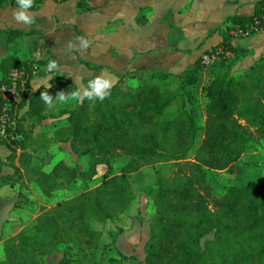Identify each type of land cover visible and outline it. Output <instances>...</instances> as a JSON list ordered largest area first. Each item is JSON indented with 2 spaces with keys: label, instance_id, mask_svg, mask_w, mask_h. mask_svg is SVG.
<instances>
[{
  "label": "trees",
  "instance_id": "1",
  "mask_svg": "<svg viewBox=\"0 0 264 264\" xmlns=\"http://www.w3.org/2000/svg\"><path fill=\"white\" fill-rule=\"evenodd\" d=\"M15 1L0 0V9L17 5ZM42 2L35 0L30 10ZM76 7L78 12L92 11L86 0H78ZM263 11L264 0H259L252 15L228 17L216 29L222 43L205 53L221 48L235 56L230 33L237 27L249 28L255 20L264 27ZM0 33L9 43L22 36L11 29ZM48 62L16 53L0 61V85L9 81L12 69L24 72L20 101L16 109L6 112L14 124L0 133V148L9 151L5 159L0 156V189L20 188L17 184L25 174V186L37 189L50 206L41 207L28 227L2 242L0 264H45L56 253L62 254L57 264H100L97 260L106 256L110 246L101 242L99 229L130 209L134 200L130 177L159 164H171L173 170L170 176L157 180L150 193L154 216L143 264H264V183L230 185L218 196L209 181L210 171L239 176L247 146L264 141V57L237 78L231 75L230 61L211 64L213 78L202 89L205 121L201 128L196 127L190 109V88L201 81L209 66L198 60L182 73L180 92L167 90L165 76L160 82L137 83L131 72L117 75L109 98L95 103L85 100L74 109L61 110L65 125L51 138L36 141L33 130L47 118L41 92H48L54 101L58 92L68 90L67 84L60 83L32 92L31 81ZM82 64L90 70L102 69ZM3 104L0 99V116ZM40 143L68 146L89 165L82 171L59 161L48 173L37 169L32 161L37 149L43 148ZM118 156L127 161L119 174H109L111 161ZM4 163L11 173L1 171ZM99 165L106 172L98 186L68 200L48 201L58 187L92 182ZM92 220L99 222V229L92 228ZM111 241L113 244L114 237ZM121 257L125 258L119 255L108 260L115 263Z\"/></svg>",
  "mask_w": 264,
  "mask_h": 264
},
{
  "label": "crops",
  "instance_id": "2",
  "mask_svg": "<svg viewBox=\"0 0 264 264\" xmlns=\"http://www.w3.org/2000/svg\"><path fill=\"white\" fill-rule=\"evenodd\" d=\"M257 1L86 0L92 11L78 12V0L64 3L43 0L40 7L30 10L35 13L36 19L28 26L17 25L13 19L12 13L18 7L15 4L0 9V30H16L22 36L9 43L7 36L0 33V61L10 53H16L21 58L55 60L58 70L49 71V62L43 66L31 81L32 92L63 83L68 86L67 93H71L101 73L109 76L115 85L117 75L128 72L134 75L137 83H147L152 79L160 82L165 76V82L169 83L167 90L180 92L182 73L192 68L206 50L222 43L220 31L216 29L222 27L228 17L252 15ZM78 36L89 39L91 47L86 52H67L69 40L75 42ZM233 44L237 53L231 60L230 71L237 78L264 57V33L249 38L238 37ZM82 63L102 69L90 70ZM0 74L1 78V71ZM212 78V69L207 67L201 81L190 88L193 101L197 100L202 107V119L198 124L194 109L197 102L190 107L198 128L203 127L205 121L202 89ZM78 103L74 101L71 108L63 106L59 112L74 109ZM47 111L48 108L46 117ZM53 166L43 171L48 173ZM3 189L13 192L11 188H1L0 199ZM40 206L50 208L49 205L31 203L19 212L6 210L0 205L1 258L2 242L28 227L39 215ZM61 257V253L53 254L45 264H57Z\"/></svg>",
  "mask_w": 264,
  "mask_h": 264
},
{
  "label": "rangeland",
  "instance_id": "3",
  "mask_svg": "<svg viewBox=\"0 0 264 264\" xmlns=\"http://www.w3.org/2000/svg\"><path fill=\"white\" fill-rule=\"evenodd\" d=\"M211 67L212 66L210 65L208 69H212ZM192 99L193 98H191L190 102L192 105L197 102L194 109L198 124L200 119H202V107L197 100L192 102ZM63 106L71 108L74 106V101H55L53 107L51 109L48 108L47 120L37 130H33V132L36 130V133L34 132L36 141H40L43 138L47 139V137L51 138L53 135L52 133L58 129L60 125L65 123V116L61 115L59 112V108ZM21 115L22 112H20L19 117H21ZM40 144L43 145V148L37 149V151H39L36 154H33L34 161H32V165L37 169H50L54 163L56 164V162L59 161H63L68 166L76 167L82 171L86 170L89 165L87 159L72 154L69 151L68 146ZM8 154L9 151L2 147L0 150V156L2 159H5ZM126 161L127 158L124 156H118L113 159L111 161V170L109 171V174H119ZM7 163H4L5 166L1 170L4 174L8 173V171L9 173L12 172L11 168L6 167ZM240 163L242 165V173L239 174V176L228 175L224 171L209 172V181L214 192L218 196H221L225 189L230 187V185L246 187L264 183V141L250 143L247 146ZM15 165L19 167L17 159ZM172 170L173 166L171 164L151 165L142 168L138 173H135L130 177L134 195V200L130 209L125 214L115 218V220L103 224L101 229H99V222L92 220V228L101 231V242L110 246V250L107 251L106 256L101 260H97L100 264L144 263L143 261L150 237V225L154 216V206L150 193L154 190L157 180L170 176ZM105 172V167L99 165L97 167L96 176L92 182L82 184L80 181H75L70 185L58 187L54 193L55 197L48 201L68 200L85 190L93 189L99 185ZM25 184H27V175L24 174L17 184L20 185V188H16L13 192H10L8 189H3L1 191L0 205H3L2 208L22 212V209L31 203H39L47 206V203L43 202L44 199L41 193L37 192V189L34 191L31 186H25ZM26 196H29L32 199V202H30ZM8 200H10V204H8ZM112 237L116 240L113 244H111ZM118 254L126 256L123 259L122 257L117 259L115 263L109 262L108 259L119 257ZM1 256L2 254L0 252V263L3 261Z\"/></svg>",
  "mask_w": 264,
  "mask_h": 264
},
{
  "label": "clouds",
  "instance_id": "4",
  "mask_svg": "<svg viewBox=\"0 0 264 264\" xmlns=\"http://www.w3.org/2000/svg\"><path fill=\"white\" fill-rule=\"evenodd\" d=\"M17 9L13 11L12 16L17 25L28 26L35 22V13L31 12L35 0H16ZM91 47V41L84 36L75 37V42L69 40L66 45V51L72 52L78 50L80 52H86ZM49 71L58 70L57 62L51 60L48 65ZM48 87L50 85L48 84ZM113 87L112 79L105 73H101L98 76L90 79L86 85L79 86L75 91L71 93L58 92L55 96L56 101L66 102L68 100H74L83 102L85 100L90 102H103L111 95V89ZM40 98L44 101L46 106L51 109L53 107V97L48 92H41Z\"/></svg>",
  "mask_w": 264,
  "mask_h": 264
},
{
  "label": "built area",
  "instance_id": "5",
  "mask_svg": "<svg viewBox=\"0 0 264 264\" xmlns=\"http://www.w3.org/2000/svg\"><path fill=\"white\" fill-rule=\"evenodd\" d=\"M261 20H264V11L261 16ZM259 20H255L253 24L247 28L237 27L230 33L232 40L230 45L233 47L234 39L238 37L249 38L257 33H264V27H260ZM234 55L229 51H223L221 48L216 49L210 53H203L200 56V62L204 66H210L211 64L217 63L222 59L231 61ZM32 75H36V70L32 72ZM24 77V72L18 69H12L7 75L8 82L0 85V99L4 101L3 114L0 116V133H5V127L8 124H14L10 116L6 113L8 109H16L17 104L20 101L21 89H19V83Z\"/></svg>",
  "mask_w": 264,
  "mask_h": 264
}]
</instances>
